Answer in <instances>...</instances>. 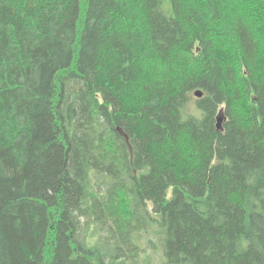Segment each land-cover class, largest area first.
I'll return each instance as SVG.
<instances>
[{
    "label": "trees",
    "instance_id": "obj_1",
    "mask_svg": "<svg viewBox=\"0 0 264 264\" xmlns=\"http://www.w3.org/2000/svg\"><path fill=\"white\" fill-rule=\"evenodd\" d=\"M0 264H264V0H0Z\"/></svg>",
    "mask_w": 264,
    "mask_h": 264
},
{
    "label": "rangeland",
    "instance_id": "obj_2",
    "mask_svg": "<svg viewBox=\"0 0 264 264\" xmlns=\"http://www.w3.org/2000/svg\"><path fill=\"white\" fill-rule=\"evenodd\" d=\"M164 6L170 7V4L165 2ZM171 12H172V10H171ZM167 16L168 17L172 16V13H171V15H167ZM195 99H196V97H194V99L191 100L189 103V107L191 109H194L193 105H194ZM138 238H139V236H138ZM157 242H158V238H157V229L156 228H152L147 233H141L140 234L139 244L143 250V253H142L143 260H149L150 259V262L153 263L154 261H156L159 258L160 250L153 248V243H157Z\"/></svg>",
    "mask_w": 264,
    "mask_h": 264
},
{
    "label": "water",
    "instance_id": "obj_3",
    "mask_svg": "<svg viewBox=\"0 0 264 264\" xmlns=\"http://www.w3.org/2000/svg\"><path fill=\"white\" fill-rule=\"evenodd\" d=\"M195 97L198 98V99H201L203 97V92L202 91H196L194 93ZM222 123H223V120L222 118H218V121H217V128L219 130H222Z\"/></svg>",
    "mask_w": 264,
    "mask_h": 264
}]
</instances>
